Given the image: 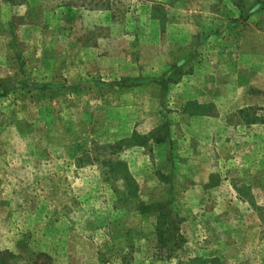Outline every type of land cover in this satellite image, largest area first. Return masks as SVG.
<instances>
[{
	"label": "rangeland",
	"instance_id": "374dc122",
	"mask_svg": "<svg viewBox=\"0 0 264 264\" xmlns=\"http://www.w3.org/2000/svg\"><path fill=\"white\" fill-rule=\"evenodd\" d=\"M0 264H264V0H0Z\"/></svg>",
	"mask_w": 264,
	"mask_h": 264
}]
</instances>
